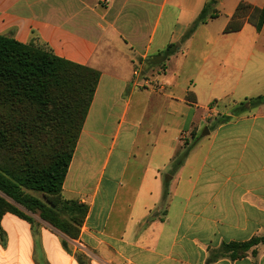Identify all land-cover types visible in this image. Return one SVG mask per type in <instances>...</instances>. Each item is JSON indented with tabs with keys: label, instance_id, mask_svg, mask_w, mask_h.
<instances>
[{
	"label": "crops",
	"instance_id": "1",
	"mask_svg": "<svg viewBox=\"0 0 264 264\" xmlns=\"http://www.w3.org/2000/svg\"><path fill=\"white\" fill-rule=\"evenodd\" d=\"M242 1L264 6L0 0V35L100 72L62 192L88 207L78 239L7 213L0 264H80L78 255L84 264H264V243L256 257L212 258L223 244L264 237V103L244 104L264 96V26L224 33ZM204 8L206 23L186 37Z\"/></svg>",
	"mask_w": 264,
	"mask_h": 264
},
{
	"label": "trees",
	"instance_id": "2",
	"mask_svg": "<svg viewBox=\"0 0 264 264\" xmlns=\"http://www.w3.org/2000/svg\"><path fill=\"white\" fill-rule=\"evenodd\" d=\"M214 17V16H212ZM207 8L191 25L186 37L206 23ZM248 22L260 32L264 26V6L240 2L224 28L237 32ZM175 53V45L156 56L153 66H163ZM100 72L56 56L45 44H22L0 35V238L4 243L2 217L11 213L30 224L41 220L78 239L88 207L65 200L63 185L80 134L92 104ZM250 106L264 103L253 98ZM241 103V109H244ZM244 107V108H243ZM190 146H180L165 176V196L173 174L184 164ZM28 191L40 193L38 198ZM23 208V209H22ZM264 237L223 244L213 259L233 260L258 255ZM63 247L69 251L66 241ZM80 264L84 261L79 259Z\"/></svg>",
	"mask_w": 264,
	"mask_h": 264
},
{
	"label": "rangeland",
	"instance_id": "3",
	"mask_svg": "<svg viewBox=\"0 0 264 264\" xmlns=\"http://www.w3.org/2000/svg\"><path fill=\"white\" fill-rule=\"evenodd\" d=\"M220 11H222L221 9H219V12H218V17H219V19L217 20V22L218 21H220L221 20V18H222V16H223V12H220ZM216 22V21H215ZM214 24H216V23H214ZM177 45V44H176ZM157 68H159V69H157V70H160V71H162V66H158ZM250 102L251 101H247V102H243L244 104H250ZM240 107H241V104H237V106H236V109H240ZM244 108V107H243ZM192 143V142H191ZM38 196H41L40 195V193L38 194ZM41 198V197H40ZM23 209V208H22ZM33 216H35V217H37V215H33ZM79 257V259H81V260H83L84 262H85V259L82 257V256H80V255H78L77 256V258Z\"/></svg>",
	"mask_w": 264,
	"mask_h": 264
},
{
	"label": "water",
	"instance_id": "4",
	"mask_svg": "<svg viewBox=\"0 0 264 264\" xmlns=\"http://www.w3.org/2000/svg\"><path fill=\"white\" fill-rule=\"evenodd\" d=\"M205 131H206V133L208 134V130H205ZM206 133H205V134H206Z\"/></svg>",
	"mask_w": 264,
	"mask_h": 264
}]
</instances>
